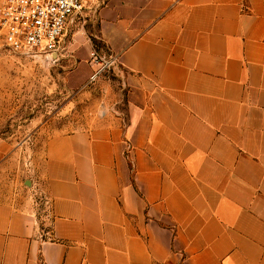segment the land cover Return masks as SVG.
Here are the masks:
<instances>
[{"label":"crops","instance_id":"1","mask_svg":"<svg viewBox=\"0 0 264 264\" xmlns=\"http://www.w3.org/2000/svg\"><path fill=\"white\" fill-rule=\"evenodd\" d=\"M89 10L125 109L40 129L47 206L0 200V264H264V0Z\"/></svg>","mask_w":264,"mask_h":264},{"label":"rangeland","instance_id":"2","mask_svg":"<svg viewBox=\"0 0 264 264\" xmlns=\"http://www.w3.org/2000/svg\"><path fill=\"white\" fill-rule=\"evenodd\" d=\"M94 10H86L67 30L57 58L0 49V146L8 151L0 161V200L18 199L44 213L40 129L76 131L125 109L123 95L118 104L104 95L105 87L116 81L111 70L83 87L85 61L91 66L90 54L101 43Z\"/></svg>","mask_w":264,"mask_h":264},{"label":"built area","instance_id":"3","mask_svg":"<svg viewBox=\"0 0 264 264\" xmlns=\"http://www.w3.org/2000/svg\"><path fill=\"white\" fill-rule=\"evenodd\" d=\"M94 0H0V49L24 57L57 58L62 38ZM97 71L94 83L111 63L96 50L90 54Z\"/></svg>","mask_w":264,"mask_h":264}]
</instances>
